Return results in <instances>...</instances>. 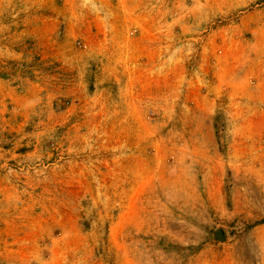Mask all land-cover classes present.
<instances>
[{"label": "rangeland", "instance_id": "rangeland-1", "mask_svg": "<svg viewBox=\"0 0 264 264\" xmlns=\"http://www.w3.org/2000/svg\"><path fill=\"white\" fill-rule=\"evenodd\" d=\"M134 4L0 52V264H264V0Z\"/></svg>", "mask_w": 264, "mask_h": 264}, {"label": "crops", "instance_id": "crops-1", "mask_svg": "<svg viewBox=\"0 0 264 264\" xmlns=\"http://www.w3.org/2000/svg\"><path fill=\"white\" fill-rule=\"evenodd\" d=\"M103 3L97 9V14L91 18L86 17L82 6L79 3H72L67 6V0H0V32L6 31L8 28V18L14 14L13 25L18 30L17 42L8 48L7 40L0 38V52L8 54L13 59L23 61L30 57L41 56L44 59L45 69L52 70L53 57L63 56L67 49L66 42L60 49H56L54 54V44H56V26L63 21L71 36L74 31L78 34L82 32V28L86 24H93L98 28V33L93 37L94 45L99 49L103 48L102 44L105 40L101 35L102 26L105 25H131L134 17L131 15L137 4L141 0H103ZM9 95L0 97L3 104L5 101L10 103H19L24 106L36 104L34 96L27 94L17 95L15 91L8 92ZM9 104V103H8ZM16 110V109H14ZM27 114V111L26 113Z\"/></svg>", "mask_w": 264, "mask_h": 264}]
</instances>
